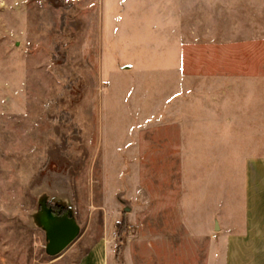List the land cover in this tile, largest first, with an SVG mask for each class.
<instances>
[{
	"label": "rangeland",
	"instance_id": "obj_1",
	"mask_svg": "<svg viewBox=\"0 0 264 264\" xmlns=\"http://www.w3.org/2000/svg\"><path fill=\"white\" fill-rule=\"evenodd\" d=\"M100 240L109 264H264V0H0V264Z\"/></svg>",
	"mask_w": 264,
	"mask_h": 264
},
{
	"label": "water",
	"instance_id": "obj_2",
	"mask_svg": "<svg viewBox=\"0 0 264 264\" xmlns=\"http://www.w3.org/2000/svg\"><path fill=\"white\" fill-rule=\"evenodd\" d=\"M78 226L68 219L62 220L49 231L50 251L57 252L65 247L76 235Z\"/></svg>",
	"mask_w": 264,
	"mask_h": 264
},
{
	"label": "crops",
	"instance_id": "obj_3",
	"mask_svg": "<svg viewBox=\"0 0 264 264\" xmlns=\"http://www.w3.org/2000/svg\"><path fill=\"white\" fill-rule=\"evenodd\" d=\"M54 175H55L54 173H52V174H46L45 178L48 179V181L51 183V181H52L51 178ZM61 186L63 188H67L68 187V184L66 182L62 181L61 182ZM51 197L50 198H46V199L51 200ZM55 198H57V197H55ZM58 199H59V201H58L59 203L66 204V205L68 204V200L67 199H65V198H62V199L61 198H58ZM62 220H65V219H61V220H59L57 222L55 221L54 223H52V225L49 227L48 235H49L50 229L53 228L58 223H60ZM96 251H98L99 254H98V257L96 259H94V255H95ZM94 260H97V264H109L110 263L109 248L106 245V242L104 240H100L97 243V245L94 247V249L91 250V251L89 250L88 253H87V255H85L81 259V262H78L77 264H92L91 262H93Z\"/></svg>",
	"mask_w": 264,
	"mask_h": 264
}]
</instances>
